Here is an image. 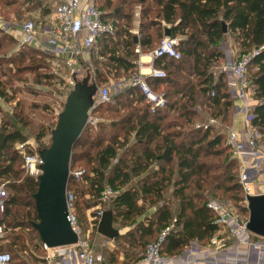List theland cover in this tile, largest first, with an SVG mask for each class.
<instances>
[{"label": "trees", "instance_id": "trees-1", "mask_svg": "<svg viewBox=\"0 0 264 264\" xmlns=\"http://www.w3.org/2000/svg\"><path fill=\"white\" fill-rule=\"evenodd\" d=\"M156 2L160 9L148 22L141 21L139 38L130 31L132 25L128 13L116 8L113 13L108 14L105 11L107 6L101 7L106 18L113 15L125 17L127 20L124 28L117 24L120 28L117 31L120 39L106 35L99 41V57H109L105 73L110 74L115 70L128 72L134 69V60L139 55L135 52L136 45L140 44L144 51L153 50L160 42L157 39L163 38L165 29L170 27L171 37L179 39L182 57L179 60L165 57L157 60L155 65L161 66L164 63L167 73L171 68L175 73H182L184 54L193 60L190 63L193 81L182 85L177 78H172L169 85L176 86V89L167 91L168 105L163 110L152 113L146 104L138 121L131 124L129 130L130 133L134 132L136 145L140 147V151L133 150L129 155L131 162L119 153L116 138L105 139L103 134L93 136L89 127L85 128L75 144L71 161L73 163L86 159L91 172L85 171L82 180L100 197L105 185L118 191L111 199L109 210L114 212V223L120 220V225L125 228L115 240L124 239L128 246L123 251L127 262L138 259V249L153 242L150 240L158 234L157 239L159 233L169 226L172 229L164 244V250L168 253L181 251L192 239L208 240L218 230L213 214L206 207L209 195L224 201L243 200L238 169L232 171L236 160L230 159V155L224 156L221 165L224 171L218 174L213 173L214 163L205 159L212 155L222 156L224 150H230L226 145L221 147L222 142L225 143L222 133L214 135L211 133L212 127L203 130L195 125L182 129L179 123L173 127L169 124L163 126L164 115L171 110H180V115L184 117L195 116V108L199 103L210 110L218 108L221 110L219 114L223 112L227 116L232 105L227 83L223 80L224 75L215 80L212 70L214 61L223 56L220 47L228 35H232L238 42L241 55L253 53L250 64L256 69L250 78L255 87L258 104L255 106L252 122L254 126L264 127V0ZM108 4L111 5V0ZM224 24L227 26L226 32ZM103 75L104 72L97 70V76ZM168 76L164 79L149 78L148 81L158 90ZM103 81H108L107 77ZM2 85L0 81V94L7 98ZM180 86L187 88L183 90ZM212 91L215 92L214 96L211 95ZM126 94L139 96V102L145 101L136 89H128L122 95ZM174 96L180 97L172 99ZM117 100L115 103L121 101L122 97ZM219 114L214 117L220 116ZM188 122L192 123L191 117ZM25 140L27 137L21 128L4 123L0 129V184L6 183L9 189L7 207L1 223L6 229L11 228L5 238L11 251L15 253L14 257L10 252L11 263L17 260L14 264H29L20 258L21 252H27L30 258L38 262L41 255L35 251L40 250L43 254L42 242H36L39 238L34 234L36 230L32 226V222L38 220L34 194L38 190L39 181L28 175L22 157L13 147L16 142ZM74 166L72 164L73 168ZM79 181L70 178L69 188L77 192L80 188ZM170 186L173 188L174 201H168L166 197V190ZM87 193L88 190L81 187L82 196ZM77 203L79 209V198ZM86 203L87 206L90 205L89 200ZM173 203L176 204L175 210ZM153 206L156 207L155 211L146 215L147 210ZM16 228H19L20 233H13ZM2 239L0 237V242ZM2 249L3 245L0 244V251ZM118 258L119 255L114 253L108 260L117 262Z\"/></svg>", "mask_w": 264, "mask_h": 264}, {"label": "built area", "instance_id": "built-area-1", "mask_svg": "<svg viewBox=\"0 0 264 264\" xmlns=\"http://www.w3.org/2000/svg\"><path fill=\"white\" fill-rule=\"evenodd\" d=\"M139 11L135 15L140 17ZM0 32L11 36L19 46L29 47L52 59L62 61L70 69L66 86L71 89L77 83L76 61H88L98 52V43L103 36H115L116 21L106 18L98 0H52L50 11L42 19L27 18L24 20L7 19L0 15ZM135 52L139 54L136 67L128 71V75L118 80L111 79L99 85L97 94L88 110L87 127L94 129L101 123L98 107L115 103L113 89L119 96L128 89H136L144 97L145 103L152 113L167 108L168 95L153 88L148 79H164L168 76L166 69L156 66L155 62L165 57L181 59L179 39L164 36L157 47L144 51L139 44ZM253 53L243 54L232 59L226 52L223 73L229 93L234 99L237 114L243 116L241 127L235 124L228 129L225 144L230 149L239 168L238 179L242 189L241 205L227 204L219 198H211L206 207L214 216L218 230L206 241L192 239L181 251L168 253L164 250L165 241L172 229L166 227L158 238L147 244L143 254L133 261H125L119 256L117 262L95 251L91 233L104 214L105 208L96 207L90 215V227L82 228L78 216V195L74 189L67 188L66 198L68 220L79 238L74 244L48 247L42 243L43 254L39 264H264V236L253 232L248 224L250 209L249 195H264V127L253 125L254 109L258 104L255 90L248 72V65ZM148 57V59H144ZM83 60V61H82ZM214 96L215 92L212 91ZM216 122V118L212 119ZM205 129L212 124L204 125ZM35 140L18 142L17 151L23 159V165L29 176L39 181L43 173L44 160ZM85 170L71 167L70 178L80 180ZM118 194L106 186L101 194L100 203ZM9 189L6 183L0 184V237L7 235L4 219ZM113 240V239H112ZM10 252L0 251V264H10Z\"/></svg>", "mask_w": 264, "mask_h": 264}, {"label": "rangeland", "instance_id": "rangeland-1", "mask_svg": "<svg viewBox=\"0 0 264 264\" xmlns=\"http://www.w3.org/2000/svg\"><path fill=\"white\" fill-rule=\"evenodd\" d=\"M108 1L109 0H98L99 4L106 5L108 7L107 9L113 11L116 8H121L125 11L124 13H128L131 17L130 24L133 22L132 15H134L136 11L140 12L139 16L142 20L148 22L150 18L154 17L160 9L156 0H111V5L108 4ZM51 4L52 0H0V15L7 19L19 21L27 18L42 19L43 15L50 11ZM109 19L115 20L118 27L124 28V25L127 23L125 17L120 18L112 15ZM118 27L117 31L120 29ZM115 37L116 39H120L117 32ZM161 38L162 37L158 38L157 42H159ZM0 43V81L3 84L2 88L6 92L7 97L5 98L0 94V129L4 123H8L14 128H21V131L26 135L27 140H35L39 146L48 145L51 142V134L53 129L56 127L58 115L63 111L66 99L74 89V87L69 89L66 86L70 69H68L62 61L52 59L51 57L41 54L32 48L19 46L11 36L6 35L3 32H0ZM97 45L100 49L99 43ZM156 45L157 43L155 46ZM220 50L222 51L223 56L221 59H216L213 65V70L217 75L223 70L226 52L231 53L232 59L241 55V48L232 35L227 36V40L220 47ZM98 52L93 54L92 59H89L88 61H76L74 66L78 69L76 74L77 82L81 83L86 78H89V85L92 86L96 83L99 86L109 82L111 79L118 80L129 74L128 72L120 70H115L110 74H106L105 72L108 68L107 63L109 57H104V59L100 58ZM144 59H148V57H145ZM138 60L139 55L134 61L136 62ZM192 61L191 57H186L183 54L182 69H184V72L175 73L171 68V71L168 72L169 76L164 82V85H159L157 89L160 92L166 93H168L167 91L170 92L171 90H175L176 86L169 85L171 83L170 80L174 77L177 78L182 85L183 83L187 84L189 81H193L194 75L190 67V63ZM255 69L256 68L251 64L248 65L249 76L252 75ZM97 70L104 72V75L97 76ZM105 77H107L108 81H103ZM181 86L180 88L183 90L187 88L186 86ZM252 88H255L254 85H252ZM96 94L97 91L94 95ZM112 94L116 100L121 97L122 100L117 103H110L109 105L102 104L103 106L100 105L101 107H98V115L102 120L98 127L91 130L92 135L96 136L103 134L105 139L116 138V141H118L117 145L119 146V153L124 155L125 158L131 162L129 155L133 150L140 151V147L136 145L134 132L130 133L129 130L131 129V124L138 121L139 115H141L144 108H146V103L145 101L139 102V96H135L134 94H126V96L120 95L119 97L114 89ZM180 96H174L172 99H177ZM229 99L232 101V105L228 109L226 117L223 112L219 114L221 112L220 109L217 108L215 110H210L204 104L202 105V103H199L198 111L195 116L189 115L184 117L180 115V110H171L164 115L163 126L169 124L173 127V125L179 123L182 126V129H189L195 125L196 128L206 130L204 125L212 124V128L210 127L212 130L211 133L214 135L222 133L225 139L228 129L233 125V118L236 114L234 99L231 93H229ZM215 114H219L220 116L214 117ZM190 117L192 119L191 124L188 122V118ZM213 118H216V122H212ZM17 144L18 142H16L13 146L16 150ZM223 145L226 144L222 142V148ZM229 151L230 150L228 149L224 150L222 156L212 155L205 158L214 163L213 173H223L224 168L221 165H223L224 156L230 155V159H234L232 153ZM94 152L95 151L93 150V153ZM21 162L22 159L20 160V163ZM72 164L75 165L74 169H82L91 172V167L87 164L85 158L83 160L73 162ZM236 168H239L237 162L235 163L232 171H236ZM237 172L239 173V170ZM237 172H235L236 176ZM78 183L80 187L77 191L79 198L78 214L80 217V224L82 225V228L86 230L90 227L89 218L90 215L95 213L96 207L100 205L105 208V210L111 209L110 204L112 198L109 197L105 200V202L99 203L100 196L94 189H90L87 183L82 179H80ZM81 187L86 191L88 190V193L82 196ZM172 192L173 188L170 186L166 190V197L168 201L170 199L174 201ZM208 198L211 199L212 197L209 195ZM87 200L90 201L89 206H87ZM226 202L227 204H234L238 206L242 203V201L235 202L232 199H229ZM172 206L173 210H175L176 204L173 203ZM155 209L156 207L154 206L150 207L147 210L146 215H151ZM119 221L118 223H114V226L120 228V231L123 232L125 231V228L120 225ZM6 231L8 235L11 228H7ZM14 232L20 233L19 228H16L13 233ZM34 234L39 238L36 242H42L36 231ZM7 235L3 236V239L0 242V244L3 245L2 250L11 252L15 257V253L11 251L9 242L5 238ZM157 235L150 241H154ZM91 239L97 253H102L107 258H112L114 253H117L119 256L123 254L125 260L123 251L127 249L128 246L124 243V239H109L99 234L97 228H94L92 231ZM30 247L34 249L32 245H30ZM145 248L146 246L139 248L138 251L140 252L137 255L140 256L143 254ZM35 252L36 254L42 255L40 250ZM20 258L22 260H26L29 264H39L37 260L30 258L27 252H21ZM118 260L120 259L118 258ZM16 261L17 260H14L11 264H14Z\"/></svg>", "mask_w": 264, "mask_h": 264}, {"label": "water", "instance_id": "water-1", "mask_svg": "<svg viewBox=\"0 0 264 264\" xmlns=\"http://www.w3.org/2000/svg\"><path fill=\"white\" fill-rule=\"evenodd\" d=\"M224 30L227 31L226 24ZM165 36H171L170 27L165 29ZM89 81L90 79L86 78L81 83H76L66 99L63 111L58 115L51 142L40 149L44 164L38 190L34 194L38 220L32 222V226L42 243L48 247L74 244L79 238L67 218L66 193L70 181L73 149L87 127L88 110L98 89L96 83L91 86ZM247 200L250 209L248 226L256 234L264 236V195H249ZM97 231L113 240L121 234L114 226L112 210L104 211Z\"/></svg>", "mask_w": 264, "mask_h": 264}, {"label": "crops", "instance_id": "crops-1", "mask_svg": "<svg viewBox=\"0 0 264 264\" xmlns=\"http://www.w3.org/2000/svg\"><path fill=\"white\" fill-rule=\"evenodd\" d=\"M98 4H99V2H98ZM100 5V4H99ZM103 5H100V7H102ZM104 7V6H103ZM102 7V8H103ZM108 7H105V11H107L108 12V14L109 13H113V11L112 10H110V9H107ZM106 12V13H107ZM132 19H133V22L131 23V33L133 34V35H135V36H137L138 38H139V36H140V25H141V21H142V18L141 17H137L135 14L134 15H132ZM166 23H164V25H165ZM164 36H165V32H164ZM229 36V35H228ZM140 45V44H139ZM213 71V73H214V76H215V80H218L222 75H224V78H223V80H225L226 81V74L225 73H223V71H221L218 75L216 74V72L214 71V70H212ZM198 106L199 105H197L196 106V110L198 111ZM242 123H243V116L241 115V114H235L234 115V118H233V124H235L236 125V127H241V125H242ZM176 203V202H175ZM175 206V205H174ZM120 256H123V254H121Z\"/></svg>", "mask_w": 264, "mask_h": 264}]
</instances>
